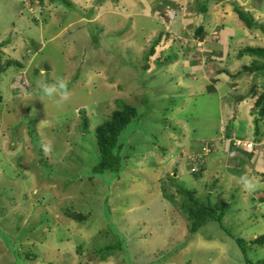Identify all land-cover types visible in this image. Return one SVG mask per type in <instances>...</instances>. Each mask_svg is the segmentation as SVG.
I'll list each match as a JSON object with an SVG mask.
<instances>
[{
  "label": "rangeland",
  "instance_id": "1",
  "mask_svg": "<svg viewBox=\"0 0 264 264\" xmlns=\"http://www.w3.org/2000/svg\"><path fill=\"white\" fill-rule=\"evenodd\" d=\"M66 1L0 0V41L9 40L0 49V264H256L264 259V246L250 243L264 233V203L254 210L250 200L264 191V177L248 187L253 191L247 202L242 188L228 184L224 132L231 127L224 129L229 119L217 101L222 91H206L213 68L202 71L205 83L198 67L194 78L191 68L183 74L175 63L159 68L151 63L146 70L151 45L146 34L164 30L157 19L138 17L146 29L129 32L131 21L106 13L98 0ZM88 9L96 11L91 23L84 21ZM107 17L115 28L100 31ZM178 19L171 32L186 38L177 30ZM179 42H164L156 54L178 48ZM242 61L238 69L250 64ZM254 61L264 65V59ZM57 80L67 86L69 98L62 103L39 87ZM119 102L135 106L142 116L119 137L127 136L119 169L95 174V127ZM240 108L235 105L233 114L239 116ZM166 118L170 125L162 124ZM237 120L239 139L262 140L246 131L248 116ZM205 140L212 152L196 176L178 150ZM48 144L52 151L46 154L42 146ZM213 157L221 160L218 167L212 166ZM218 170L222 187L213 184ZM179 187L205 213L209 203L217 213L214 204L224 202L221 222H203L191 233L183 202L192 203ZM119 242L120 249L100 257L102 246Z\"/></svg>",
  "mask_w": 264,
  "mask_h": 264
},
{
  "label": "crops",
  "instance_id": "2",
  "mask_svg": "<svg viewBox=\"0 0 264 264\" xmlns=\"http://www.w3.org/2000/svg\"><path fill=\"white\" fill-rule=\"evenodd\" d=\"M198 2H200L199 6ZM97 3L104 11L106 10V13L111 12L112 15L118 14L123 17L124 20L131 21L129 32H134L138 28H145L140 19H146L147 22L157 19L156 15L161 5H172L176 3L184 6L185 13L181 10L178 11H181L182 15L179 12L176 13L179 17L178 20H180L177 23V30L184 32L186 38L183 39H186L187 44L182 43L178 48L170 46L166 54L162 52L156 54V51V53L146 61V70L151 66V63L155 68L163 66L161 65L162 62L159 61L160 59H157L159 56L166 57L173 55L175 58L178 56L176 59L174 58L175 60L169 63V67H171V64L175 63L174 68H179L183 74H187L183 70H186V68L189 67L191 68L190 73L193 78L195 76L193 70H196L198 67L201 71V81L205 83L206 80H204L205 76L202 71H205V69L210 66L213 68L212 71L214 76L209 79V82L211 83H208L205 86L207 89L206 91L211 93L222 91V94L219 95L217 101L221 106V110L226 115V118L229 119V125L226 124L224 129L226 130L231 127L228 131L229 133L226 131L224 132V136L230 138L231 135L234 136L237 134L236 132L239 127V125H237V119L241 116H248L246 131L250 129L251 137L254 135V116L251 115V110H248V108L252 109L255 99L258 96L255 92L264 90V65H259L262 69L252 73L241 72V68L253 65L255 59H264V57L248 53L240 54V52L246 47L264 48V0H104L102 2L98 1ZM236 6L241 8L244 12L249 13L257 23L256 26H259L255 28H247L236 13ZM87 12L88 13L84 16L86 18L84 21L86 23H91V20L97 18L95 16L96 11H93V14L92 10L88 9ZM97 12H99V9ZM109 15L110 14L107 16ZM138 17L140 19L136 22L135 19ZM105 20L106 21L103 22V25H101L102 28L99 26L101 29L100 31L105 29L112 30L110 27L115 28V25L108 26V17ZM118 26L120 27V25H117V27ZM200 28L203 31V36H195L196 38H194L192 36V31L193 35H196V30H199ZM126 31L128 30H125V34H127ZM188 31H190V34H187ZM89 32H91L90 28ZM160 32L161 31L157 32L155 29L149 30L146 37H151L150 39L152 43L154 39L160 36ZM213 32L216 34L212 35ZM121 35H124V33ZM209 37H212L213 39L208 40ZM200 41L204 42L202 43L203 46H200L198 49L196 43ZM160 48H158V51ZM179 48L181 51H185L186 56H184L181 51H178ZM202 48L204 49V52H200V49ZM174 50H177L176 54L173 52ZM187 51L192 54L188 55ZM196 52L206 55V58H203L204 56H197ZM246 58L250 60V64L242 65L241 68L238 69L237 66L239 62H243L242 59ZM158 64L159 66H157ZM229 67H232L233 71H231ZM192 79L188 83L189 88H191L190 85L194 83L192 82ZM246 86H248L247 89ZM250 86H254L253 90L255 91H250ZM168 90L170 91V88H168ZM185 94H187V92H185ZM239 95L244 97L237 100ZM235 105L241 107L239 116L233 114ZM230 113H232L231 116ZM234 122L236 125H232ZM250 123L252 125H250ZM262 132V140L260 142H254L253 138L245 136V139L252 141L254 144V152H250L253 156L247 155L249 153L244 150L235 151L232 148H230V152L232 151V156H235V158H232L229 154L226 155V150L225 154L222 152H216L214 155L223 156L224 154L223 157L226 160L228 184H230V186L242 188L244 197L251 195L250 192L253 191L249 190L248 187L252 188L250 186L251 184H255V181L258 180V178L264 177V127H262ZM243 134H245V132H243ZM235 137L238 136L236 135ZM222 141H224V139H222ZM191 146L192 145H188V148ZM220 161V159L213 157L212 166L214 168L215 166L218 167L217 163L219 164ZM207 162L208 161H206V163ZM220 175L221 173H219L218 170V173L213 177V179L218 180V183L216 184L217 187H222L218 178ZM211 188L213 190V186H211ZM263 193L264 191H262L261 194L259 192L257 197H250V200L255 205L254 210L258 209V204L264 203ZM247 201L248 198L246 197V202ZM262 246H264V244Z\"/></svg>",
  "mask_w": 264,
  "mask_h": 264
},
{
  "label": "trees",
  "instance_id": "3",
  "mask_svg": "<svg viewBox=\"0 0 264 264\" xmlns=\"http://www.w3.org/2000/svg\"><path fill=\"white\" fill-rule=\"evenodd\" d=\"M57 1H65L66 0H57ZM99 2H102L104 0H98ZM166 5H163V7H165ZM173 6V4H172ZM235 11L238 14V17L240 20H242L244 22V24L246 25L247 28H255L258 27L256 26L257 23L254 21L253 17L247 13L244 12L241 8L239 7H235ZM177 15H175L176 17ZM262 27V26H261ZM202 29L200 28L199 30H196L195 34L196 36H200L202 37ZM165 38V33L164 30L160 32V36H158L156 39H154L147 51V53L145 54V58L148 60L150 57H152L157 49L160 47V45L162 46V43L164 42ZM162 42V43H161ZM9 43V40H3L0 41V49L7 45ZM243 53H248V54H252V55H258V56H263L264 57V48H255V47H246L243 51L240 52V54ZM197 56H202V54L197 53ZM191 55V54H190ZM162 57V58H161ZM159 56L157 59H160L159 61L162 62L161 65L163 64H169L171 63L173 60H175V56ZM175 58V59H174ZM200 59V58H199ZM1 61V60H0ZM198 61V59H197ZM20 63V62H19ZM0 65H2V63L0 62ZM262 67H258L257 64H253L250 66H244L242 68L241 72H246V73H250V72H256L259 71ZM2 72H0L1 74ZM254 86H252L251 88H253ZM251 91V90H250ZM244 96H240L237 97V100H240L241 98H243ZM147 101V100H146ZM145 101V102H146ZM119 108L115 109L112 111V113L110 114V116L108 117L107 120L103 121L101 124L97 125L95 127V131H94V136H95V143H96V147L98 150V160L97 163L93 166L92 168V172L95 174H101L105 171H117L120 167V162H121V151L124 147V144L126 143V137L127 136H123L121 139H119L122 131L128 127L129 124H131L133 119H139L142 115L139 116V113L137 111V108L131 104L125 103V102H119ZM252 115L254 116L253 118V122H254V136L256 138H259L262 136L263 132H262V128H261V124H264V90L258 94V96L255 99L254 105H253V109H252ZM157 122V121H156ZM162 124H169L166 119H163ZM170 125V124H169ZM82 126L84 127V129H87L88 127V120L87 118L84 116V120L82 122ZM133 126V125H131ZM133 128H135L133 126ZM260 133V135L258 136V134ZM227 136V135H226ZM195 142V141H194ZM205 143H209L210 145V152L207 154H202V155H197L198 153L201 152V146ZM211 141H202L199 143H194L192 144L191 147H189L188 149H177L178 151L182 150V152L179 153V156H184L185 159L187 161H189L190 164V171L191 168L194 166V162L188 157V155L191 152H194V156L198 159L196 160L198 164V170L196 172H192L194 173L196 176H199L200 174H198L199 172L201 173L204 170L206 161H207V157L208 154H210L212 152V148H211ZM229 147V148H228ZM230 148H232L230 145L227 146L226 149V155H230L232 156L233 154L230 153ZM249 156H253V154L250 152H248ZM176 157V158H177ZM232 158H235V156H232ZM231 158V159H232ZM203 161V162H202ZM176 165V164H175ZM175 166H174V172H175ZM171 179V178H170ZM218 180L214 179L213 184H217ZM213 189H215V187L213 186ZM178 191L181 192L182 194H185L189 201L192 204H189V202H183L184 204V208L186 209V212L188 213L189 219L192 221V225L190 227V232L191 233H195L199 226L202 225L203 222L209 221V220H214L216 222H221L222 217L224 215L223 211H224V207H225V203L220 201V203H215L214 207H216V209L218 210V212L216 213L215 210H213L210 207V203L207 206L208 209H210V212L205 213L202 210L199 209L198 206H195L194 204H196V200L188 195V190H185L183 188H178ZM209 193V192H208ZM210 195L208 194V197ZM208 203V202H207ZM204 205V204H202ZM218 206H221L218 207ZM204 210H206V208H204ZM71 213L69 215H71L74 218V211H70ZM240 243H242L241 239L237 240ZM250 243L255 244L257 246H262L264 244V233L261 234L260 236L254 238L253 240L250 241ZM114 245L111 244H107L104 245L100 248V252H102V254L100 255V257L102 259H104L109 253H112L115 249H120V242L119 243H113ZM245 251V250H243ZM247 251V249H246ZM99 252V250L97 251ZM99 252V253H100ZM263 260V262H261ZM260 261H257L256 264H264V259H262Z\"/></svg>",
  "mask_w": 264,
  "mask_h": 264
},
{
  "label": "built area",
  "instance_id": "4",
  "mask_svg": "<svg viewBox=\"0 0 264 264\" xmlns=\"http://www.w3.org/2000/svg\"><path fill=\"white\" fill-rule=\"evenodd\" d=\"M178 10H181L185 13V7L179 4H173L172 5H166L165 7H162L161 10L158 11L156 17L158 19V21L160 22V24L164 27V33H165V42L167 41L169 43V45H171L170 43H173L177 38H179V43H186L187 41L186 39L184 40L182 37L177 36L176 32H171V25L172 22L174 20V17L176 15V13L178 12ZM216 33L213 32L212 35H215ZM192 36L194 37V35L192 34ZM196 38V37H194ZM213 38L209 37L208 40H212ZM204 41H200L196 43V47L199 48L200 46H203ZM200 52H204V49H200ZM204 56L203 58H206V55H202ZM24 74V72H23ZM21 78V77H20ZM24 83H26V81L24 80ZM23 83V84H24ZM233 145V147L238 148V149H244V150H251L252 149V143L248 142V141H244V140H240L237 138H232L230 141ZM210 151V145L209 143H205L201 146V152L198 153L197 155H202V154H207ZM194 152H191L188 157L195 163L194 166L191 168L192 172H195L197 170V159L194 156Z\"/></svg>",
  "mask_w": 264,
  "mask_h": 264
},
{
  "label": "clouds",
  "instance_id": "5",
  "mask_svg": "<svg viewBox=\"0 0 264 264\" xmlns=\"http://www.w3.org/2000/svg\"><path fill=\"white\" fill-rule=\"evenodd\" d=\"M178 12L181 13V11H178ZM181 15H182V13H181ZM176 18H179V17L178 16L174 17V20ZM174 20H173V22H174ZM164 42H165V40H164ZM163 43H162V46H163ZM39 87H40V90H41V92H42V94L44 96L49 97V98H53V99H56L58 97V101H57L58 103L65 102L69 98L68 97V93L66 91V87L67 86H66V84H65V82L63 80H57L56 82L51 83V84L46 83V82H41ZM232 138L239 139L238 137L231 136L229 139H227V140H229L228 146L230 145L232 147V149L235 150V151L244 150V149H238V148L233 147L232 143L230 142ZM243 140L252 143V146H253L251 150H244V151H246V152H254V144H253V142L249 141V140H246V139H243ZM42 150L46 154L50 153L52 151V146L50 144L44 145V146H42Z\"/></svg>",
  "mask_w": 264,
  "mask_h": 264
},
{
  "label": "water",
  "instance_id": "6",
  "mask_svg": "<svg viewBox=\"0 0 264 264\" xmlns=\"http://www.w3.org/2000/svg\"><path fill=\"white\" fill-rule=\"evenodd\" d=\"M45 69H48V67L46 66ZM210 190H211V187H210Z\"/></svg>",
  "mask_w": 264,
  "mask_h": 264
}]
</instances>
